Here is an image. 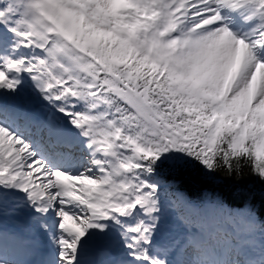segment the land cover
I'll return each instance as SVG.
<instances>
[{
  "label": "snow or ice",
  "instance_id": "1",
  "mask_svg": "<svg viewBox=\"0 0 264 264\" xmlns=\"http://www.w3.org/2000/svg\"><path fill=\"white\" fill-rule=\"evenodd\" d=\"M264 0H0V264H264ZM264 198V190L260 193Z\"/></svg>",
  "mask_w": 264,
  "mask_h": 264
},
{
  "label": "trees",
  "instance_id": "2",
  "mask_svg": "<svg viewBox=\"0 0 264 264\" xmlns=\"http://www.w3.org/2000/svg\"><path fill=\"white\" fill-rule=\"evenodd\" d=\"M215 178H218L220 182H222L223 186H225V190H227L230 194H232L235 187L239 188L240 191L252 193V200L255 199L254 203L257 208V213L259 212L261 216L264 217V198L260 195L261 191L264 190V185L260 184V182L254 177L248 175L247 168L244 169L240 180H237L235 176L229 177L222 171L217 172ZM211 182L212 181L201 182L196 180L193 183L184 185V187H190L193 189L194 187L202 186L201 188H208L207 184H211ZM251 184H253V186H251Z\"/></svg>",
  "mask_w": 264,
  "mask_h": 264
}]
</instances>
